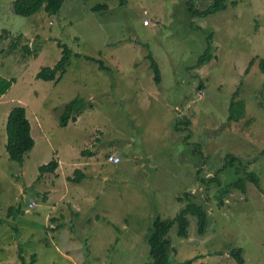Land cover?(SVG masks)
<instances>
[{
	"label": "rangeland",
	"instance_id": "obj_1",
	"mask_svg": "<svg viewBox=\"0 0 264 264\" xmlns=\"http://www.w3.org/2000/svg\"><path fill=\"white\" fill-rule=\"evenodd\" d=\"M11 1L0 0V76L13 81L0 94V264H21L20 252L27 264H150L153 222L193 201L207 211L205 228L191 213L187 236L175 224L165 264H238L239 248L244 264H264V194L248 183L220 205L213 183L247 170L264 188V0H227L210 14L192 10L213 0H65L58 13L29 17ZM63 44V79H38ZM205 50L212 59L196 68ZM75 98L83 112L62 126ZM16 106L36 142L23 164L5 152ZM53 161L60 168L41 174ZM77 169L85 177L72 182Z\"/></svg>",
	"mask_w": 264,
	"mask_h": 264
},
{
	"label": "trees",
	"instance_id": "obj_2",
	"mask_svg": "<svg viewBox=\"0 0 264 264\" xmlns=\"http://www.w3.org/2000/svg\"><path fill=\"white\" fill-rule=\"evenodd\" d=\"M65 0H14L11 2L12 10L15 14L21 16H32L44 9L49 14L58 13L61 9V6ZM214 2L211 4L209 8L203 11L192 10L193 13L201 14L205 13H214L220 10H224L227 7V0H213ZM122 3L124 1L122 0ZM107 4H97L93 7L94 10L99 9H107ZM27 52H31L28 46L25 47ZM211 49V48H210ZM62 58L60 61L52 68L46 67L43 68L37 75L38 79L45 81H52L58 84L64 77L67 72V67L70 64L71 52L68 49V46L63 44V52ZM90 59V58H89ZM148 59L150 60V68L154 72V81L157 85H160L162 82V75L159 64L152 56L151 53L148 54ZM211 54L209 51L205 50L199 60L197 62L196 68L202 66L205 62L210 61ZM256 60L253 59L248 67L249 70L254 64ZM103 66V65H102ZM259 68L261 72L264 74V58L259 61ZM12 80L4 79L0 76V94H4L10 88L12 84ZM237 93L235 94V96ZM85 104V102L81 99L75 98L70 101L66 108L65 112L61 117V125L67 126L68 122L76 121V117L83 112L81 110V106ZM242 115H231L229 121H233L235 119H239ZM6 145L5 152L7 154L8 160L10 162H16L19 164H23L25 162L26 157L29 153H31L35 147V139L32 135V127L31 123L27 117L26 108L23 106H16L12 108L7 116L6 125ZM231 166L236 165V158H232L230 161ZM59 167V163L53 161L47 165H43L40 167L41 174H54ZM227 168L222 169V171ZM222 171H219L220 173ZM74 174L77 178H72L70 181L78 182L80 179L84 178L85 175L80 170H75ZM237 174V178L228 182L222 183L220 179L216 176L213 178V183L218 184L219 189L216 194V198L219 201L220 205H223L226 198L234 191L240 190L242 192H246L247 184L254 183L256 187H258L261 192L264 194V188L260 183V178L255 172H248L247 170H237L235 172ZM189 198V195L187 196ZM182 200V197H179ZM195 214L198 217V232L202 233L206 221H207V211L197 202H189L185 208H183L176 217L170 219H161L157 218L150 229L149 234V245H150V256L154 260V262L150 264H165L168 261L169 255L172 251L171 240L168 236L170 229L177 224L178 225V233L181 236H187L188 226H189V218L188 214ZM22 251V250H21ZM242 249H234L231 252V256L235 259L238 264H244L245 260L242 256ZM19 260L21 264H27L22 252H20ZM36 257H32V264L35 262ZM192 260L187 261L185 264H190Z\"/></svg>",
	"mask_w": 264,
	"mask_h": 264
},
{
	"label": "crops",
	"instance_id": "obj_3",
	"mask_svg": "<svg viewBox=\"0 0 264 264\" xmlns=\"http://www.w3.org/2000/svg\"><path fill=\"white\" fill-rule=\"evenodd\" d=\"M11 2H12V1H11ZM11 7H12V6H11ZM31 126H32V125H31ZM118 158H120V157L118 156ZM121 163H122V160H121ZM121 163H120V164H121ZM59 164L62 165L60 162H59ZM59 168H60V167H59ZM59 168H58V169H59ZM80 171H82V170H80ZM82 172H83V171H82ZM83 173H84V172H83ZM84 174H85V173H84ZM52 198H56V196H53ZM65 199H66L65 197H61V200H62V201L65 200ZM67 200L70 201V199H67ZM71 207H73V206H71ZM54 209H55V208H54ZM63 209H65V208H63ZM75 209H76V211H78L77 208H75ZM53 213H54V212H53ZM58 215H59V213H58ZM54 216H55V215L51 216V217H52L51 220L54 221V222L56 223V219H57V218H55ZM55 227H56V228L59 227L58 223H57V226H55ZM119 241H120V240H119Z\"/></svg>",
	"mask_w": 264,
	"mask_h": 264
},
{
	"label": "built area",
	"instance_id": "obj_4",
	"mask_svg": "<svg viewBox=\"0 0 264 264\" xmlns=\"http://www.w3.org/2000/svg\"><path fill=\"white\" fill-rule=\"evenodd\" d=\"M109 162H111V163H115V164H120V163H121V159L118 158V157H111V158L109 159ZM31 205H33V203H31Z\"/></svg>",
	"mask_w": 264,
	"mask_h": 264
}]
</instances>
